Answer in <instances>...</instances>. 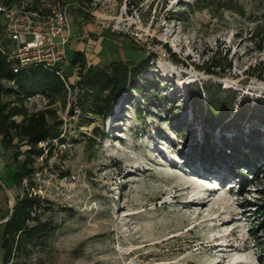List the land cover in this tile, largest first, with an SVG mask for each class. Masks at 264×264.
Listing matches in <instances>:
<instances>
[{"label":"rangeland","instance_id":"374dc122","mask_svg":"<svg viewBox=\"0 0 264 264\" xmlns=\"http://www.w3.org/2000/svg\"><path fill=\"white\" fill-rule=\"evenodd\" d=\"M195 3L92 0L68 7L71 39L62 69L69 81H78L70 76L74 52L102 67L125 60L122 48L128 51L132 43L136 52L127 57L145 56L138 82L149 92L130 90L106 119L81 115L72 88L51 105L41 95L27 101L30 113L55 112L48 123L57 124L65 148L53 150L47 161L38 158L33 177L32 191L50 207L39 218L52 221L55 230L42 249L28 258L18 253L8 264H264V219L258 214L264 210L263 178L242 189L230 168L235 156L230 150L217 155L219 134L204 155L199 125L195 140L175 129L176 117L185 115L190 123L188 92L196 85L264 98V42L249 40L256 28L264 41V0H200L201 10L185 8ZM212 60L222 70L209 74ZM177 95L181 102L171 115L156 102ZM12 153L5 152L0 175L5 210L8 194L20 192ZM205 156L215 158L212 167ZM187 181L201 186L180 191Z\"/></svg>","mask_w":264,"mask_h":264},{"label":"trees","instance_id":"16d2710c","mask_svg":"<svg viewBox=\"0 0 264 264\" xmlns=\"http://www.w3.org/2000/svg\"><path fill=\"white\" fill-rule=\"evenodd\" d=\"M67 2L80 6L84 2L91 3L92 0ZM195 2V5L185 4V8L189 11H193L194 6L197 10L204 8L197 5L200 0ZM259 34L255 28L249 37L250 42L255 45L264 42ZM129 44L128 51L122 48L125 60L113 61L102 67L88 64L83 52H74L70 63L80 68L79 80L76 84L70 83V88L78 92L75 106L81 115L89 113L106 119L113 115L114 107L130 90L142 96L149 92L142 90L138 82L147 60L144 55L136 60H129L127 56L132 50L135 51L132 43ZM3 45L0 43V145L5 152L13 150L11 158L16 166L14 186L20 190L13 194L11 212L9 211L7 221L1 225V264H8L18 253L28 258L34 251L42 249L55 230L52 221L39 218V211L49 210L50 207L48 202L32 191L33 177L37 170L36 160L41 158L43 162L51 158L56 148L55 143H64L63 135L57 124L48 123V118L55 114L53 110L45 108L30 113L26 103L41 95L48 98V104L51 105L54 98L65 95L67 90L55 70L28 66L13 73L15 62L8 60L2 49ZM258 49L261 50V46ZM132 55L129 58L136 57V54ZM214 70L222 69L212 60L210 68L205 72L213 74ZM151 87L152 85L149 89ZM156 102L162 103L171 115L177 110L181 97L177 95L164 98L162 102L159 98ZM187 102L190 107V123L185 125V115L184 119L176 117L180 119L175 127L176 131L182 132L181 129H184L188 135L186 139L195 140L194 124L199 125L203 138L201 144L204 143L203 146L200 144L202 147L200 146L199 151L204 155L210 153L213 134H219L220 149L217 155L223 156L230 150L235 156L231 159L235 163L230 164V168L238 174L237 180L242 189L256 185L262 178L264 180V132L260 131V128L264 129V98L253 100L246 95L239 96L232 90H222L220 87L213 90L211 86L201 88L196 85L190 88ZM95 134L99 136L100 133L97 130ZM44 142L47 146L41 147L40 143ZM205 157L212 167L215 158ZM223 158L219 160L223 161ZM222 177L225 181V177ZM259 192L264 197V182ZM258 214H262L264 219V210ZM260 230L264 231V220Z\"/></svg>","mask_w":264,"mask_h":264},{"label":"built area","instance_id":"2783aa9c","mask_svg":"<svg viewBox=\"0 0 264 264\" xmlns=\"http://www.w3.org/2000/svg\"><path fill=\"white\" fill-rule=\"evenodd\" d=\"M70 5L65 0H0V21L7 43L1 44L8 60L15 62L13 73L28 66L55 70L66 90L71 91V82L62 69L71 39ZM69 67L72 79L79 80L77 65L69 62ZM55 144L65 148V144Z\"/></svg>","mask_w":264,"mask_h":264},{"label":"crops","instance_id":"0c3cea01","mask_svg":"<svg viewBox=\"0 0 264 264\" xmlns=\"http://www.w3.org/2000/svg\"><path fill=\"white\" fill-rule=\"evenodd\" d=\"M1 24V21H0ZM0 43L6 45L7 43L5 42V40L3 39V31H2V24L0 25ZM5 151H3V153L0 155V175L2 174V171L5 168V165L7 163L5 157ZM0 187L5 189V186L3 185L2 181H1V177H0ZM7 196V195H6ZM7 206V203H6ZM9 207L7 206V210H5L3 207L1 208L0 206V225H2L4 223V221L8 218L9 215Z\"/></svg>","mask_w":264,"mask_h":264},{"label":"bare ground","instance_id":"6f19581e","mask_svg":"<svg viewBox=\"0 0 264 264\" xmlns=\"http://www.w3.org/2000/svg\"><path fill=\"white\" fill-rule=\"evenodd\" d=\"M186 185L183 187V188H181V190L180 191H189L190 192V190H195L196 188H198V187H200L201 186V183H199V182H191V181H187L186 183H185ZM192 192H194V191H192ZM217 192V190H212V193H216ZM212 195V194H211ZM189 197V196H188ZM192 199H190V200H188V203L189 204H191V205H194L193 204V197H191ZM199 203V205H202V204H204V202L202 201V202H198ZM236 264H241L240 262H237Z\"/></svg>","mask_w":264,"mask_h":264},{"label":"water","instance_id":"95a60500","mask_svg":"<svg viewBox=\"0 0 264 264\" xmlns=\"http://www.w3.org/2000/svg\"><path fill=\"white\" fill-rule=\"evenodd\" d=\"M8 196H9V211L11 212L12 205H13V197H12L10 194H8ZM8 217H9V216H8ZM7 219H8V218H7ZM7 219H6L4 222H6Z\"/></svg>","mask_w":264,"mask_h":264}]
</instances>
